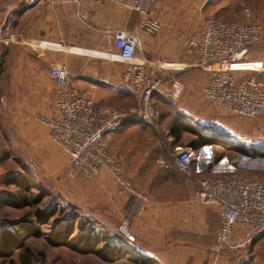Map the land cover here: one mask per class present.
Segmentation results:
<instances>
[{"label": "crops", "instance_id": "obj_1", "mask_svg": "<svg viewBox=\"0 0 264 264\" xmlns=\"http://www.w3.org/2000/svg\"><path fill=\"white\" fill-rule=\"evenodd\" d=\"M28 1L0 0V87H10L14 94L8 102L9 107L1 111L0 118H10L17 127L19 120L29 122L35 116H51L55 110L56 87L50 75V65L57 62L67 64L74 86L89 90L98 108L129 110L136 107L135 99L121 81L123 62L113 43L106 39L111 30L132 31L137 20L135 12L108 0H35L31 4ZM155 5L150 15L158 18ZM5 25L9 26L6 37L1 35ZM139 36L142 54L147 60L157 62L162 71L176 74L184 84V92L174 103H167L162 96L154 98L163 121L170 117L163 104L173 110L175 122L168 129L169 138L173 139L171 148L180 145L179 136L189 129L197 130L199 135L193 133L201 145L193 148L194 151L212 147L210 140L205 142L204 136L215 134L221 137L219 134L224 131L218 133V130L229 127L224 125L228 121L222 116L231 113L203 101L201 89L207 80L208 69L197 66V56L188 44L197 37L194 30L188 26L179 29L170 25L157 34L140 32ZM261 43L250 48L243 60L231 65L237 79L246 76L264 78ZM162 120L160 118V123ZM199 126L205 127L200 129ZM174 127L179 130L177 136L171 131ZM148 128L152 127L125 121L112 130L111 137ZM196 142L187 146L192 148L198 144ZM123 144L136 145L130 140ZM138 146L152 152L147 149L150 145L146 141H140ZM155 152L158 156L166 153L161 148ZM110 153L115 158L114 153ZM149 155L139 162L141 176L134 179L146 197L144 209L128 214L129 200L118 195L121 199L118 208L123 218L128 219L129 229L134 234L132 241L146 263L247 264L246 256L258 252L256 247L264 242L263 235L262 238L252 236L245 242L248 244L241 246L249 234L236 226L231 235V244L235 247L228 248L214 259L212 248L219 227L216 206L195 200L194 185L173 168L171 160L160 157L162 162L155 163L154 156ZM209 164L207 159L193 161L191 169L195 175H204ZM211 171L217 172L213 167ZM256 256L252 257V263Z\"/></svg>", "mask_w": 264, "mask_h": 264}, {"label": "rangeland", "instance_id": "obj_2", "mask_svg": "<svg viewBox=\"0 0 264 264\" xmlns=\"http://www.w3.org/2000/svg\"><path fill=\"white\" fill-rule=\"evenodd\" d=\"M155 6L162 23L161 30L170 25L179 29L188 26L198 36L206 16L214 15L230 22L241 18L244 8L249 10L250 19L264 26V0H157ZM261 42L259 47L264 49V39ZM12 97L10 87H0V115L9 107ZM163 105L170 117L163 121L161 114L163 122L160 123L159 119L156 128L131 131L115 138L111 133L109 135V149L122 173L133 183L141 176L139 162L147 154L154 156L155 163L162 162L160 157L169 161L172 158L173 139L169 138L168 129L175 119L173 110ZM39 117L35 116L29 122L19 120L17 127L10 118H0V230H9L21 245L19 249L2 250L0 264H22L25 258L30 264H147L132 241L134 234L129 226V237L118 230L123 216L118 208L121 199L114 177L107 170H102L89 181L66 175L62 148L51 141L48 127ZM222 118L227 119L224 125L229 127L218 130V133L224 131L219 134L221 137L205 135V141L210 140L212 147L202 146L195 150L194 161L210 160L204 175L214 173L211 171L213 167L223 169L222 172L235 169L264 179V129L258 128L260 123L264 124V119L237 114L223 115ZM204 127L199 126L200 129ZM179 137L181 146L193 145L197 140L190 131ZM125 140L136 145H124ZM140 141L152 146L147 147L152 152L139 147ZM196 143L192 148L198 147L200 141ZM158 148L165 150V155L158 156L155 152ZM46 214L50 216L47 222L40 219L46 218ZM67 225L72 227L69 231ZM87 239H92L99 249L97 252L87 251L84 245ZM103 240L107 241V248L103 247ZM261 244L256 247L258 252L253 255L257 254L253 263V256L247 252V264H264ZM111 246L120 254L119 258L102 257Z\"/></svg>", "mask_w": 264, "mask_h": 264}, {"label": "built area", "instance_id": "obj_3", "mask_svg": "<svg viewBox=\"0 0 264 264\" xmlns=\"http://www.w3.org/2000/svg\"><path fill=\"white\" fill-rule=\"evenodd\" d=\"M108 1L137 14L132 31L115 29L106 34L123 62L121 81L135 99L136 107L129 110L98 108L89 90L74 86L67 64L57 62L50 65L56 87L55 110L51 116H40L39 120L47 125L51 141L62 148L66 175L89 181L102 170L109 171L116 181L117 194L129 200L128 214H134L144 209L146 197L122 173L110 153L109 135L125 121L156 128L160 114L154 98L162 96L167 103H174L184 92V84L176 74L162 71L157 62L148 61L142 54L140 32L153 35L162 29L160 19L150 15L157 0ZM1 32L8 36L9 26L5 25ZM263 39L264 26L250 19L247 8L243 9L241 18L230 22L212 15L204 19L200 34L188 41L197 56V66L208 69L207 80L201 89L204 101L224 112L264 119V78L246 76L237 79L231 71V65L243 60L250 47ZM258 128L264 129V124L260 123ZM170 155L173 168L194 185L195 200L216 206L219 227L212 248L214 259L235 247L231 244V235L236 226L249 234L240 244L248 242L252 236L264 235L263 178L235 169L222 172L224 170L220 168L216 169L217 173L198 176L191 169L195 160L193 148L174 146ZM118 230L129 237L128 219L123 218Z\"/></svg>", "mask_w": 264, "mask_h": 264}, {"label": "trees", "instance_id": "obj_4", "mask_svg": "<svg viewBox=\"0 0 264 264\" xmlns=\"http://www.w3.org/2000/svg\"><path fill=\"white\" fill-rule=\"evenodd\" d=\"M252 47H250V48H252ZM171 131H172V133L176 134V136L179 135V132H178L179 130L177 128L174 127V128H172ZM189 131L192 132V133H195L197 136H199L197 130L189 129ZM205 142H207V141H205ZM49 217L50 216H48L46 214V218L43 217V218H40V219H46L45 221L47 222L48 219H49ZM71 228H72L71 225L70 226H68V225L66 226V229H68V231ZM90 235H88L87 237H89ZM91 240L88 241V239H87L85 241V244L84 245H85L87 251L97 252L99 249H97L96 245H94V242H92ZM103 241H105V245L103 247H106L107 248V246H108L107 241L106 240H103ZM126 243H128V242L126 241ZM20 246L21 245L18 244L17 238L13 236V233L11 234V232L9 230H6V229L0 230V253L5 248H7V249H11V248L19 249ZM130 246L131 245H129V247ZM114 250H115L114 246H111L110 249H108V251H106V252L104 251L105 253H102L103 254L102 257H105L106 259L119 258L120 257V254L114 252ZM131 250L135 251L134 248H132ZM22 264H30V263L27 260V258H25V259H22Z\"/></svg>", "mask_w": 264, "mask_h": 264}]
</instances>
